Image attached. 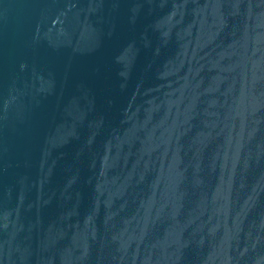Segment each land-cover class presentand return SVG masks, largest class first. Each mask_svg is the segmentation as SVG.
Segmentation results:
<instances>
[{"label":"water","instance_id":"obj_1","mask_svg":"<svg viewBox=\"0 0 264 264\" xmlns=\"http://www.w3.org/2000/svg\"><path fill=\"white\" fill-rule=\"evenodd\" d=\"M0 264H264V0H0Z\"/></svg>","mask_w":264,"mask_h":264}]
</instances>
